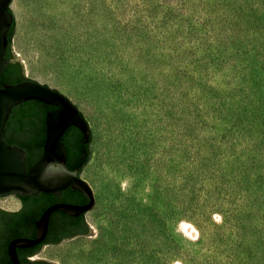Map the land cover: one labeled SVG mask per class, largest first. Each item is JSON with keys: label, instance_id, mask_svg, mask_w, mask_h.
Here are the masks:
<instances>
[{"label": "rangeland", "instance_id": "1", "mask_svg": "<svg viewBox=\"0 0 264 264\" xmlns=\"http://www.w3.org/2000/svg\"><path fill=\"white\" fill-rule=\"evenodd\" d=\"M10 5L24 75L92 131L62 264H264V0Z\"/></svg>", "mask_w": 264, "mask_h": 264}, {"label": "water", "instance_id": "2", "mask_svg": "<svg viewBox=\"0 0 264 264\" xmlns=\"http://www.w3.org/2000/svg\"><path fill=\"white\" fill-rule=\"evenodd\" d=\"M10 3L11 0H0V197L6 198L15 194L24 200H29L32 209L29 208L27 217H31L34 210L41 207L42 201L33 198L39 192L57 195L67 187H72L80 190L88 198V202L83 204L59 202L48 206L36 221L35 238H23L11 243L10 253L15 256L16 245L31 246L45 238L49 217L55 210L62 212V239H69L78 234H92L93 229L85 213L94 206L95 197L89 182L82 177L83 168L81 171L79 167L72 170L66 163V148L72 152L77 129L70 128L64 137V142L61 139L67 128L74 125L83 132L86 142L90 140V125L77 105L63 92L37 80L2 83V74L9 63L6 55L9 45L8 32L15 17L14 13L7 9L11 7ZM11 54V62H20L21 64H17L18 68L24 73L22 62L13 53L12 45ZM30 99L55 105L56 108L49 110L46 115V141L43 154L28 167L26 150L19 145L8 143L4 137V130L13 107ZM26 204L29 205L27 202Z\"/></svg>", "mask_w": 264, "mask_h": 264}, {"label": "trees", "instance_id": "3", "mask_svg": "<svg viewBox=\"0 0 264 264\" xmlns=\"http://www.w3.org/2000/svg\"><path fill=\"white\" fill-rule=\"evenodd\" d=\"M7 9L13 13L10 6ZM15 26L16 19L14 17L12 26L8 32L9 45L6 55L9 63L2 74V83H18L25 80H31L30 78L26 77L24 73H22V71L18 68L19 65L17 64H21L20 62H11V45ZM55 108V105L48 104L37 99H30L14 106L12 109L4 130V137L8 143L19 145L26 150V162L28 167L34 164L43 154L44 144L46 141V115L49 110ZM82 115L84 114L82 113ZM72 127L77 129V134H75V143L73 145L72 152L66 148V163L70 169L74 170L79 167L81 171L89 159L92 131L90 129V140L86 142L83 132L76 126L71 125L67 128L61 138L63 142L65 135ZM85 149H87V153H85ZM52 194L55 198L56 194ZM60 199L74 202H84L88 200V198L80 190L75 188L72 189V187H67L64 189Z\"/></svg>", "mask_w": 264, "mask_h": 264}, {"label": "flooded vegetation", "instance_id": "4", "mask_svg": "<svg viewBox=\"0 0 264 264\" xmlns=\"http://www.w3.org/2000/svg\"><path fill=\"white\" fill-rule=\"evenodd\" d=\"M62 193L57 194L55 198L50 192H39L35 194L33 198L36 197V199L42 202L41 207L36 208L31 217H27L26 214L29 208L32 209V204L29 200H24L21 196H16L21 202L20 207L17 209H10L0 205V264H62L61 255L56 250L62 240V212L60 210H55L51 213L48 232L43 240L31 246L16 245L15 256L10 253V245L13 241L23 238L34 239L36 237V221L48 206L59 202L76 204L88 202V200L84 202L62 201L60 199ZM5 199V197H0V200ZM51 200L53 201L50 202Z\"/></svg>", "mask_w": 264, "mask_h": 264}, {"label": "crops", "instance_id": "5", "mask_svg": "<svg viewBox=\"0 0 264 264\" xmlns=\"http://www.w3.org/2000/svg\"><path fill=\"white\" fill-rule=\"evenodd\" d=\"M16 196H19V195H15V194L8 195L5 200H0V205L4 206V207H7V208H10V209H17L18 207H20L21 202H20V199L18 197H16ZM86 213H85V216H86ZM82 235H86V234H78V235H76L74 237L82 236ZM74 237H72V238H74ZM69 239H71V238H69ZM64 240H66V238H63L61 240V242L64 241Z\"/></svg>", "mask_w": 264, "mask_h": 264}, {"label": "bare ground", "instance_id": "6", "mask_svg": "<svg viewBox=\"0 0 264 264\" xmlns=\"http://www.w3.org/2000/svg\"><path fill=\"white\" fill-rule=\"evenodd\" d=\"M93 155V154H92ZM91 162H92V158L89 160V162L87 163V165L84 167V169L82 170V177L83 179H85L86 181H88V176L91 170ZM90 184V183H89ZM91 188L93 189V186L90 184ZM93 193H94V197H95V190L93 189ZM95 201H96V197H95ZM88 219L90 221H92L94 219V216L92 214H88Z\"/></svg>", "mask_w": 264, "mask_h": 264}]
</instances>
